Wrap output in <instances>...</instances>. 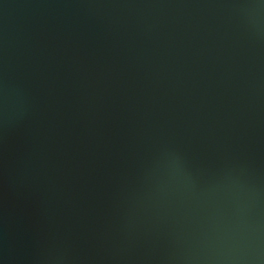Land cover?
<instances>
[{
    "label": "water",
    "instance_id": "obj_1",
    "mask_svg": "<svg viewBox=\"0 0 264 264\" xmlns=\"http://www.w3.org/2000/svg\"><path fill=\"white\" fill-rule=\"evenodd\" d=\"M0 264H264V0H0Z\"/></svg>",
    "mask_w": 264,
    "mask_h": 264
}]
</instances>
